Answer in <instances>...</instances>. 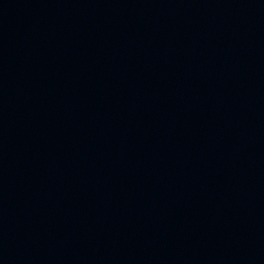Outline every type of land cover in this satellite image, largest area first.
Segmentation results:
<instances>
[{"label":"water","instance_id":"obj_1","mask_svg":"<svg viewBox=\"0 0 264 264\" xmlns=\"http://www.w3.org/2000/svg\"><path fill=\"white\" fill-rule=\"evenodd\" d=\"M0 264H264V0H0Z\"/></svg>","mask_w":264,"mask_h":264}]
</instances>
